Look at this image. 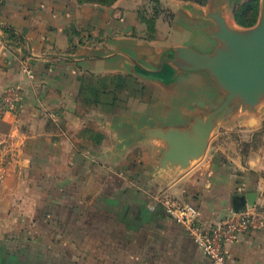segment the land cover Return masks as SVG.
<instances>
[{
  "label": "crops",
  "instance_id": "crops-1",
  "mask_svg": "<svg viewBox=\"0 0 264 264\" xmlns=\"http://www.w3.org/2000/svg\"><path fill=\"white\" fill-rule=\"evenodd\" d=\"M213 1L0 0V136L16 146L17 162L6 168L5 186L31 169L32 190L47 178V192L81 210L80 232L59 239L32 231L19 239L33 238L31 246L14 248L0 233V264H211L167 212L168 199L195 204L209 226L237 212L250 193L255 203L246 207L257 210L260 226L227 251L231 264H264V102L217 115L206 153L186 169L161 168L166 143L147 134L207 116L198 103L221 94L206 71L165 62L179 46L214 49L216 23L207 14L223 8ZM226 1L228 22L251 27L237 22L232 5L245 0ZM73 239L96 246L74 259L54 247Z\"/></svg>",
  "mask_w": 264,
  "mask_h": 264
},
{
  "label": "water",
  "instance_id": "water-1",
  "mask_svg": "<svg viewBox=\"0 0 264 264\" xmlns=\"http://www.w3.org/2000/svg\"><path fill=\"white\" fill-rule=\"evenodd\" d=\"M207 17L216 23L209 30L217 40L214 49L203 52L193 46H179L175 48V56L165 62L183 71H206L221 94L215 102L200 101L198 104L210 113L195 116L187 126L147 129L149 137L166 143L160 158L161 168H188L206 153L217 115H229L238 106L255 108L264 102V0L260 19L251 27L232 26L221 8ZM246 201L237 211L254 204L255 193H250Z\"/></svg>",
  "mask_w": 264,
  "mask_h": 264
},
{
  "label": "rangeland",
  "instance_id": "rangeland-1",
  "mask_svg": "<svg viewBox=\"0 0 264 264\" xmlns=\"http://www.w3.org/2000/svg\"><path fill=\"white\" fill-rule=\"evenodd\" d=\"M165 1L167 0H161V1L154 0L155 4H157L158 6H160L162 2ZM187 1H193L195 3H199L196 0H187ZM247 1L250 0L242 1L239 3V5H238V1L237 2L233 1L232 5L236 3V5L233 6L235 7L234 12H236V10L238 9V7H236L237 5L243 6L242 4L245 5ZM78 2H82V1L78 0ZM256 2H257L256 13H254L255 7L250 8V10L248 11L247 9L249 8L244 7V10L242 11L243 12L242 17L245 20H247V23H249L252 20L251 24L253 25L251 26H254L258 23L261 15L262 0H256ZM225 3H227L226 0H214L211 6L222 7L224 10L222 4ZM155 4L153 3V6H155ZM111 5L110 3L107 2H105L104 4L103 2L101 3V6H111ZM144 10L148 11L146 7ZM253 14H256L257 16L256 19L252 18ZM148 16L147 15L144 16L146 19L145 21L151 19ZM172 16H173L172 11L170 10L166 11V17H168L167 19L171 20ZM228 19H231L232 21L231 24L233 26H239L237 23H235L233 17ZM4 109L9 110V106H5ZM0 120H1V115H0ZM15 151H16V146L10 145L6 139L3 142H1V136H0V233L2 234L6 233L5 237L9 241L11 240V242L13 243V244L11 243L13 245V246L11 245V247L14 248L16 247V245L21 246L23 244L31 246V241H33L31 239L33 238H31L30 240H19V239L25 234L26 235L31 234L32 231L34 232V234L35 233L51 234V235L54 234L55 238L57 239L62 238V235H64L65 232L79 233L80 225L78 221H81L80 219L81 210L79 209V207H76L75 208L76 210L74 209L71 210V208L66 209L60 203V201H63V198H61L59 194L47 192V190L49 189L47 178H40L41 184L39 191H35L36 190L35 188L32 190L33 184L37 181V177H36L37 175L35 172L29 169L28 173L25 171V173H23L21 177L20 176L12 177L11 184L5 186L10 183L9 181L8 183H5L6 182L5 175L7 173L6 168L13 169L15 167V164H17V162L14 160ZM37 163L40 164L41 161H38ZM70 194L72 196H76L75 200L78 203V201L80 200L79 194L78 193L77 194L70 193ZM95 195L96 194L94 193H89L86 198L88 202H92L93 200H95ZM74 201H72V203ZM69 204H71V202H69ZM92 211H93L92 214L87 216V220H89V223L92 219H95L96 216L95 215L96 211L95 210ZM37 215L38 218H35V216ZM70 219L71 222L75 221L73 225L69 223ZM93 232H95V229L93 230ZM77 237L79 238V235H77ZM40 238L41 240L39 242L42 245L47 244L46 241L42 240L41 235ZM54 243H55L54 247L61 248L62 246V248H64L66 251H70L73 255L72 256L73 259H74V254H78L75 253L78 250L83 249L88 245H89L88 247H90V245H92L93 247L96 246L94 241L89 240V241L81 242L79 239L63 240V241L56 240L54 241ZM76 260H78V258Z\"/></svg>",
  "mask_w": 264,
  "mask_h": 264
},
{
  "label": "built area",
  "instance_id": "built-area-1",
  "mask_svg": "<svg viewBox=\"0 0 264 264\" xmlns=\"http://www.w3.org/2000/svg\"><path fill=\"white\" fill-rule=\"evenodd\" d=\"M166 208L182 223L211 264H231L227 245L260 226L259 213L253 207L234 212L209 226L202 223L200 209L193 203L173 197L168 199Z\"/></svg>",
  "mask_w": 264,
  "mask_h": 264
},
{
  "label": "trees",
  "instance_id": "trees-1",
  "mask_svg": "<svg viewBox=\"0 0 264 264\" xmlns=\"http://www.w3.org/2000/svg\"><path fill=\"white\" fill-rule=\"evenodd\" d=\"M81 1L94 2V3L100 4V5H101L102 2H103V4L105 2H107V3H110V5H111V4L115 3L116 0H81ZM196 1L199 2V3H201V4H206L209 0H196ZM242 5L243 6H241V5L240 6H237L238 9L235 12L236 20H237V22L239 24H241L243 26H251V25H253V24H251L252 23V20L249 23H247V20H245L242 17L243 16V12L242 11L244 10V7L245 8L246 7L249 8V9H247V11L250 10V8H254L255 7V12L254 13H256L257 2H256V0H250V1H247V3L245 5L244 4H242ZM239 8H241V9H239ZM252 18L253 19H256L257 18L256 14H253Z\"/></svg>",
  "mask_w": 264,
  "mask_h": 264
}]
</instances>
